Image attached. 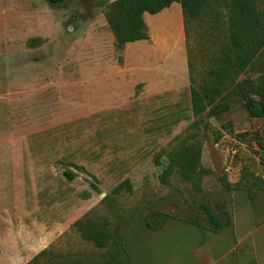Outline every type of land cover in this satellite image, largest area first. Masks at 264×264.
Instances as JSON below:
<instances>
[{"label": "rangeland", "instance_id": "rangeland-1", "mask_svg": "<svg viewBox=\"0 0 264 264\" xmlns=\"http://www.w3.org/2000/svg\"><path fill=\"white\" fill-rule=\"evenodd\" d=\"M113 1L0 0V264H264L263 118L229 96L191 125L190 87L211 82L224 12L186 20L172 3L143 15L148 39L118 48ZM180 142L200 150L196 184L177 167L160 178ZM206 200L230 226L211 228ZM158 213L169 217L150 230ZM78 220L108 230L107 245Z\"/></svg>", "mask_w": 264, "mask_h": 264}, {"label": "trees", "instance_id": "trees-1", "mask_svg": "<svg viewBox=\"0 0 264 264\" xmlns=\"http://www.w3.org/2000/svg\"><path fill=\"white\" fill-rule=\"evenodd\" d=\"M50 3H58L63 0H48ZM172 3H179L186 20L208 15L212 19L218 18L219 10L224 12L226 26L223 30V43L218 51L216 60H213L208 73L211 82L199 88L194 87L191 80L190 101L192 114L195 120L191 125H196L208 106L222 97H237L252 117H261L264 120V9L259 7L257 0H115L106 8V21L111 30L115 46L122 48L127 43L148 39L147 25L144 21V13L157 14L169 7ZM222 12V13H223ZM262 67V73L255 81L240 80L236 77L245 72L252 65ZM192 69V66H190ZM215 106L206 111V116L215 115ZM249 132L238 134L241 138ZM255 140V138H254ZM261 148L264 143L257 140ZM156 164L159 157L155 156ZM200 150L196 145L180 142L173 153L168 156V164L160 174L163 182L177 167L183 180L196 184L200 181L205 169L200 165ZM64 175L68 180L76 177L70 170H65ZM130 186L128 179L119 183L115 192ZM202 210L208 223L214 230L220 231L231 225L227 214L220 213L211 208V202H202ZM168 214L158 213L146 220L145 224L150 230H157L168 219ZM74 225L83 229L85 238L92 241L97 247L102 248L110 240L108 230L95 228L92 225L83 224L78 220Z\"/></svg>", "mask_w": 264, "mask_h": 264}, {"label": "crops", "instance_id": "crops-1", "mask_svg": "<svg viewBox=\"0 0 264 264\" xmlns=\"http://www.w3.org/2000/svg\"><path fill=\"white\" fill-rule=\"evenodd\" d=\"M173 4H175V3H173ZM165 10V9H164ZM146 13H144V15H145ZM169 22H171L172 24H173V26H174V30H175V35H177V37H178V26L176 25V23L174 22V20H169ZM151 28H152V26H151Z\"/></svg>", "mask_w": 264, "mask_h": 264}]
</instances>
